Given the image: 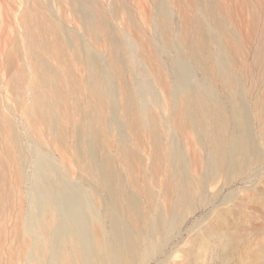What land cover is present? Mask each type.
Segmentation results:
<instances>
[{"label":"bare ground","instance_id":"1","mask_svg":"<svg viewBox=\"0 0 264 264\" xmlns=\"http://www.w3.org/2000/svg\"><path fill=\"white\" fill-rule=\"evenodd\" d=\"M72 1L74 10L82 15L87 35L95 39L109 37L111 60L107 62L82 36H57L51 43L33 35L36 86L32 88L28 116L29 123L41 124L47 134L60 141L68 137L66 124L70 121L77 156L91 180L72 181L68 169L46 151L42 140L35 139L33 133L29 134L35 142L32 159L30 150L15 133V124L3 120L8 125L3 130L0 118V136H6L20 151L23 171L19 178L27 179V166L31 161L35 165L29 209L21 218L25 264H149L156 255L160 256L157 264H175L174 253L167 248L181 233L187 216L199 204L208 203V187L217 185L219 180L225 181L224 186L231 185L258 167L253 176L261 179L264 174V146L255 132L248 100L254 92L234 70L244 51L243 44L218 14L223 15L224 11L221 0L202 1V9L197 8L194 17L187 21L192 30L185 36L175 33L168 3L156 0L157 44L151 54L153 61L161 63L160 68L167 69L166 76L171 80L165 85L164 100L146 65L151 60L137 52L136 44L141 39L133 43L118 35L106 12L93 0ZM37 18L38 29L42 30L46 20L38 15ZM28 21L26 14L24 22ZM256 21L258 15L254 17ZM55 29L60 32V28ZM261 36L262 49L256 66L262 67L259 79L263 86L264 33ZM37 46L39 52L35 50ZM65 46L74 48L72 56L88 70L86 84L91 102L88 110L78 104L80 122L73 120L66 103L69 95L61 87L65 80L69 84L72 75L69 62L65 60V68L60 71L43 54L53 50L56 59L62 61ZM9 61L13 66L12 55ZM156 71L161 73L158 68ZM199 71L203 77H199ZM22 75L12 77L11 87L17 88ZM119 76L132 79V86L126 83L124 94L116 85ZM260 99L255 105L264 121V98ZM156 109L168 116L162 121ZM179 131L191 134L204 154L195 149L190 160L186 146L179 140ZM112 137L121 158L127 161L129 176L118 166ZM133 140L137 141L136 146L132 145ZM147 144L155 150L153 164L150 163L154 173L144 176L147 173L142 149ZM6 150L13 159L14 150L9 145ZM236 198L231 194L223 204ZM233 210L214 207L212 215L226 226L225 230L203 227L197 222L191 230L193 247L182 250L183 260L177 264H204L202 251L208 247L207 238L218 243L216 250L223 264H231L233 257L234 264H264V243L254 246L242 239L230 219L244 217L245 212L243 208Z\"/></svg>","mask_w":264,"mask_h":264},{"label":"rangeland","instance_id":"2","mask_svg":"<svg viewBox=\"0 0 264 264\" xmlns=\"http://www.w3.org/2000/svg\"><path fill=\"white\" fill-rule=\"evenodd\" d=\"M93 1L98 5L97 7H99L100 10L106 12L107 20L110 21L113 30L118 35L128 37L133 43H137L138 40L141 39L142 42L136 44L137 52L143 57L144 54L148 55L147 57L151 60L150 63L146 62V65L153 74L152 78L157 87L158 94L165 100L167 96L165 93V85L170 83L171 80L166 76V74L168 75L167 69L163 67L160 68L161 63L157 60L153 61L151 54L152 49H155L157 44V36L155 33L158 18L156 0ZM164 1L168 3L172 10V27L175 33H182L183 36H185V33H189L192 30L191 25L187 22L188 19L194 17L197 8L200 10V4L204 0ZM207 1L212 3L216 2V0H206V2ZM221 1L224 6V11L223 15L219 12L218 14L226 21L230 32L234 35L236 34L237 41H241L243 44V55L241 53L239 56V61L234 70L242 77L241 79L247 88L249 87V91L253 89L251 92L254 93L248 100L254 115L253 125L256 129L255 132L261 139V145L264 146V141H262L264 121L261 118L262 114L261 111L259 112V106L256 107L255 105V103L257 104V99L259 100V98H261L260 100H263L264 98V95H262L264 93V85H261L262 83L259 79V76H261V71L259 72V70L262 67L256 66L262 49L263 36L261 35L264 33V0ZM26 14H28L29 17L28 23L24 22V16ZM37 15L46 20V25L42 30L38 29ZM257 15L258 21L254 22V17ZM54 26L60 28L59 33H57ZM33 35L38 36L40 40L51 43H55V38L57 36H60L62 39L68 35V37H70V35L82 36L107 62L111 60V44L109 37L102 36L100 39H95L91 35H87L82 15L74 10L72 0H0V118H3L2 121L10 120L15 124V133L22 138L23 146L30 150L31 155H33L32 159L35 157V142L34 139L29 138V134L31 133L35 135V139L40 138L46 151L51 153L58 162L62 163L68 169L69 177L72 181L78 183L88 182L91 179L90 177V180L87 178V174L83 169V163L77 156L75 137L73 136L74 128L72 129L70 126V121L66 124V120H64L66 127H68V137L63 141L55 139L51 134H47L45 128L41 124L32 125L29 123L30 119L28 112L31 103L30 98L33 92L32 88L36 86L33 70L34 58L32 54L34 47H32L33 45L31 44ZM38 49L37 46L35 49L36 52L40 51ZM65 49L66 53L62 61L56 59L53 50L44 52L43 54L44 57L52 62L60 71H63L65 68V60L69 62L68 66L70 65L72 75L69 77V84L65 80L61 84V87L63 93H68L69 95L66 103L70 108V114L73 120L75 122H80L82 117L78 112V104L80 103L82 108L88 110L91 102L86 84L88 70H85L87 67H85L84 64H80L79 61L73 57L75 54L73 47L65 46ZM11 55L13 66L10 65L9 61ZM71 58L73 59L71 60ZM156 68L160 69L161 73H163L157 72ZM243 71H245L244 74ZM21 73L23 75L17 88L14 89L11 87V79L15 74ZM199 77H203L201 71H199ZM115 80L117 88L122 94L125 92L126 83L130 86L133 84L131 77L125 78L124 76H119L116 77ZM251 97L252 99L250 100ZM155 113L159 116L161 115L160 118L162 121L168 116L167 112L165 113L166 115L160 114V111L157 109ZM260 118L263 122L260 121ZM7 126L6 122L3 121L2 129L5 130L8 128ZM34 126L37 127L35 128ZM1 135L0 160H3V164L0 163V190L2 191L1 196L3 197L0 202V264H25V252L24 254L22 252L24 238L21 233V218H24L25 213L29 209L30 191L35 173V165L31 161L30 165L27 166V179H24L23 176L19 178L20 172L22 174L23 171L21 169L19 148L12 145L6 136L3 134ZM190 135L189 133L184 134L179 131L178 137L186 146L189 152V159L193 160V151L195 149L200 151L201 147L197 145V142L195 145V140L193 136ZM111 140L114 145L113 153L119 157L118 166L125 175L127 174L129 176L130 171L126 167L127 161L121 158L122 155L120 156L121 152L118 150L116 139L112 137ZM136 144L137 141L133 140L132 145L136 146ZM8 145L14 150L12 155L13 159H11L10 154L7 153L6 149ZM203 154L201 150V155ZM142 155L145 159L144 169L147 173L143 175L147 176L153 174L154 172L152 173L150 165L153 164L155 150L150 144H147V146H144L142 149ZM263 167L264 164L261 168ZM257 169L259 170L260 167L249 171L245 176L240 177L231 185L224 186L225 181L219 180V183L216 182L217 185L208 187V203L202 206L199 204L196 209V211H198L187 216L186 223L181 233L173 239L172 243H170L167 248L169 253H174L172 263H181L183 260L181 257L182 250L193 247L191 239L194 236L191 235V230L196 224L201 223L203 227L209 225L214 226V228L225 230L226 226L212 215L214 207L219 210H226L229 208L237 210L243 208L245 216H234L230 219V223L234 226L235 230L239 229L238 231L242 239L246 242L252 243L254 246L264 243V174H261V179L255 178L253 175ZM138 174L140 173L138 172ZM155 188L157 191H161L159 186H155ZM231 194H234L237 198L224 205V199ZM141 197L144 201L146 200L143 193H141ZM206 244L208 247L202 251V260L204 264H223L222 258L218 255L216 250L218 245L216 240L214 238H207ZM158 256L159 255H156L149 264H157L159 261ZM235 261L236 259L233 257L231 264L236 263Z\"/></svg>","mask_w":264,"mask_h":264}]
</instances>
